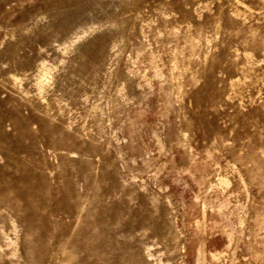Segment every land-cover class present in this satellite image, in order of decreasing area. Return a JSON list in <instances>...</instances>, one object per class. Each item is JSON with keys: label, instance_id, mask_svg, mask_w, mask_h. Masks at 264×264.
Segmentation results:
<instances>
[{"label": "rangeland", "instance_id": "374dc122", "mask_svg": "<svg viewBox=\"0 0 264 264\" xmlns=\"http://www.w3.org/2000/svg\"><path fill=\"white\" fill-rule=\"evenodd\" d=\"M0 264H264V0H0Z\"/></svg>", "mask_w": 264, "mask_h": 264}]
</instances>
